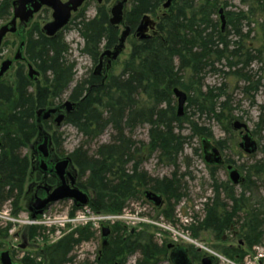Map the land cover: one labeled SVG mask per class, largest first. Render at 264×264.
<instances>
[{
  "label": "trees",
  "instance_id": "obj_1",
  "mask_svg": "<svg viewBox=\"0 0 264 264\" xmlns=\"http://www.w3.org/2000/svg\"><path fill=\"white\" fill-rule=\"evenodd\" d=\"M13 0H0V21L11 17ZM166 0H130L124 12V22L133 32L144 14L155 15L154 31L143 40L135 39L128 60L122 71L102 78L89 73L70 89L68 99L74 109L67 113L64 122L86 139L97 140L107 128L112 130L109 142L97 145L94 153L83 147H75L68 154L78 169L77 186L89 191V207L95 213H118L127 207L128 201L143 200V193L152 190L165 198L159 214L172 222L175 205L185 195L179 159L190 137L210 139L212 131L199 125L183 113L177 116L173 101V88L194 91V98L187 97L190 104L206 119L223 120L230 125V99L224 88L205 87V74L212 72L233 76L243 82L244 94L253 97L261 79L254 80L249 66L261 62L262 53L242 43V10L229 17V29L224 32L212 19L214 5L211 0H172L163 9ZM257 11L264 15V0H253ZM161 8L163 13H158ZM230 12L227 13V15ZM79 18V20L77 19ZM75 29L84 40L81 51L97 61L101 48L110 49L118 42V29L109 24L108 11L98 5L96 15L86 19L84 11L78 13ZM24 38V53L28 62L40 71L44 86L29 91V82L21 69L15 72L12 83L0 82V208L11 201L13 212L25 208L24 191L31 174L30 153L22 149L38 137L39 130L34 113L38 108L49 107L62 99L74 79V65L69 58V47L62 32L53 37L45 36L37 23L28 28ZM264 43V26H262ZM223 65L227 71L218 69ZM149 125L148 141H135L127 131L140 125ZM187 124L189 136L183 134ZM225 131L229 132L227 127ZM54 152L59 156L63 142L62 134L51 136ZM220 146L221 142H217ZM30 150V149H29ZM31 152V151H30ZM157 156V163L172 166L170 177H153L142 167L144 156ZM226 162H232L226 158ZM186 164L188 161L186 160ZM214 176L216 167L208 168ZM250 170V171H249ZM254 180L242 184L243 191L234 194L235 186L227 180L213 179L212 197L204 204L201 218L187 226L193 238L210 232L215 239L240 227L245 248L260 246L264 239V199L260 194V177L264 176V162L248 167ZM212 176V177H213ZM248 194V195H247ZM223 195V196H222ZM77 208L73 205L71 212ZM33 239L37 227L25 231ZM6 230L0 231L5 237ZM95 231L89 226L76 228L52 244H44L34 257L24 255L22 264H66L72 261L70 254L82 242L94 238ZM168 243H157L143 231L126 232L122 224L110 227L108 245L102 248L97 264H125L128 257L137 255L134 264H158L167 257ZM226 257H242L241 247L222 246ZM193 261L199 252L190 251ZM167 259V258H166ZM198 262V261H197Z\"/></svg>",
  "mask_w": 264,
  "mask_h": 264
},
{
  "label": "rangeland",
  "instance_id": "obj_2",
  "mask_svg": "<svg viewBox=\"0 0 264 264\" xmlns=\"http://www.w3.org/2000/svg\"><path fill=\"white\" fill-rule=\"evenodd\" d=\"M66 1V0H62ZM118 0H103L101 4H97L94 0H87L77 12H73L71 14V22L67 24V26L61 31L64 37V41L67 42L69 47V55L68 58L75 63L74 65V79L71 82L68 90L63 94L61 102L67 100L69 97L70 89L79 81L81 78H84L89 73L93 71L95 66L97 65V61H93L91 56L87 55L83 51H81L83 47L84 40H82L79 32L75 29V23L77 22L73 18L81 11H84V16L86 19H92L97 12L98 5H103L106 7L108 11V17L110 16L109 9L115 4ZM120 1V0H119ZM214 5L212 19L217 23L218 27L222 32L229 29V17H234L235 14L239 13V10H242L245 14V19L243 22V30L242 32L246 36L243 38L244 44L249 47H253L254 49H259L262 53L261 62L253 61L249 70L250 74L253 76L254 80L260 78V87L259 89L253 93V97L244 94L242 91L243 82H240L233 76H227L220 73L212 72L206 73L204 78L205 87H220V85L224 88V94L228 96L230 99L231 106V123L228 125L226 120L222 122H218L214 119H206L205 115H202L195 110V107L190 104L187 108L186 104L183 107L184 114L190 116V118L196 121L199 125H204L212 131V137L209 139V142L215 143L221 142L219 148L222 152V156L225 158H229L235 168L241 173L242 177L246 174V179L243 184H246V180H254V177H251L248 173V167L255 164L256 162L262 161L264 162V43L262 42V26H264V15L257 11L255 8L253 0H211ZM130 0L124 4L125 9H128L130 6ZM164 9V8H163ZM163 9L158 12L163 13ZM219 9H222L223 12V23L220 18ZM230 14L227 15V13ZM152 19L156 20L155 15L151 16ZM51 19V9L42 8L38 13L34 14L33 18L27 25L17 26L14 34H7L3 39V44L0 47V63L4 61V59H14V55L16 50L18 49L21 42L24 43L25 32L28 28L32 27L37 23L39 29L45 24V22L50 21ZM8 20L0 21V26L2 24L7 23ZM222 26H224L222 28ZM118 35L123 29L122 24L117 26ZM151 31L148 30V34ZM134 34H131L127 37L124 42V47L120 55L114 59L111 63V66L108 70L103 68L101 70L102 75L109 76L112 73L117 75L119 74L125 64L126 60H128L129 53L131 51V45L137 39ZM104 48H101V51ZM19 61H13L12 68H10L2 78L1 81L12 83L14 81V73L15 70L19 67ZM218 69L222 68L223 71H227L226 67L223 65H216ZM25 68V73L28 72V68ZM1 79V78H0ZM34 79V78H32ZM38 82H42V77L39 76L37 79ZM36 81V82H37ZM35 82V81H34ZM186 96L194 98V91L190 92L184 91ZM187 99V98H186ZM173 101L175 109L177 107L176 97L173 95ZM59 101H57L58 103ZM56 103V102H55ZM187 103V102H186ZM58 105V104H57ZM49 107H56L55 105H49ZM55 118V117H54ZM235 120H239L242 123H246L247 129L250 131V134L253 140L256 141L257 148L256 152L253 154H247L242 151L238 144L240 142V138L242 135V130L234 129L233 122ZM43 125L44 128L51 134V136L57 132V134H62L63 142L61 145V149L59 154L60 157H64L72 152L75 147L83 144V147H86L90 153H94V150L97 148V145L104 144L110 141L112 130L107 128L104 133L100 135V137L91 143H86V139L82 137L73 126L67 125L65 122H62L61 125L56 127L54 120L50 121V123L45 122ZM188 125H184L183 134L186 136L190 135L188 131ZM224 127L229 129L228 131L224 130ZM148 129L149 125H140L137 126L136 129L132 131H127V135H129L135 141H148ZM1 133V132H0ZM202 142L199 137L192 136L186 142L184 146L182 155L179 159L180 172H188L189 175L183 177L182 186L184 188L185 195L182 200L175 205L174 217L173 221L170 222L162 215L159 214V210L155 209L151 206H147L146 203L139 201H128V205L126 209L122 212L123 215H133L136 218H118L114 221H109L106 223L105 221L95 220V224L89 223L85 224L84 221H76L75 223H67L65 227H61L54 221L56 220H64V215H67V219H73L75 216H88V214L96 215V213L91 212L89 204L86 206L79 207L72 211L73 215L71 216L72 203L68 201L58 202L54 204L48 213H46L43 218H38V223L33 224V226L24 225L21 223V219L29 218L26 209H21L18 212H13V205L11 201L5 202L3 206L0 208V231H5V237L0 236V251L3 249H8L10 251V256L13 258L14 262L17 264H22V259L24 255H29L34 257L35 253L38 252L41 248L44 247V244H52L55 243L58 239L62 238L65 233L71 232L73 230L80 227H86L87 225L91 230L95 231L96 235L94 238L87 240L86 242L80 243L70 254L72 256V261L66 264H97L96 260L98 256H100L99 251H102L101 245V236L98 230H100V226H109L115 224H122L126 229V232L131 231H143L145 236H151L157 243L163 244L166 243H179L181 245H185L192 250H196L198 247H202L200 250V254H218L215 258V262L213 264H261V260H259L260 255L264 256V239L260 246H253L251 249L245 248V243L243 242L242 236H240V227H235L232 230H228L223 234L224 239H215L214 235L210 232L200 233L197 237L193 238L189 229H186L188 225L187 223L194 222V216L197 218H201L204 214V201L205 198L212 197V183L215 180L219 182H224L227 179V174L225 171V167L217 168L214 171V176L209 174L208 166L204 164L201 153ZM31 150L29 147L22 149V154L29 155ZM60 160V159H59ZM186 160L188 164H186ZM142 167L144 170L153 177H170V174L173 170L172 166H165L164 164L157 163V156L151 155L149 157L144 156V161L142 163ZM250 171V170H249ZM213 176V177H212ZM262 188L260 190V194L264 199V176L259 178ZM83 191V190H82ZM243 191V187L236 186L235 193L239 195ZM87 192L89 195V191ZM248 195V194H247ZM90 196V195H89ZM223 196V195H222ZM24 204V201H22ZM165 203L162 205L164 206ZM161 206V207H162ZM89 210V213H86V210ZM8 212V217L11 219L8 221L5 219V215L2 213ZM12 213V214H11ZM138 213V215H137ZM14 214V215H13ZM186 214V215H185ZM105 215V214H102ZM186 220H185V219ZM13 219L19 220V222H14ZM54 221L55 223H48V220ZM13 220V221H12ZM192 220V221H191ZM41 227L44 229L40 230L39 234L35 235L33 239H25L22 236V232L27 230V228L33 227ZM55 228H60L59 232ZM56 230V231H55ZM236 232V236H232L233 233ZM241 241V244L239 243ZM23 243L25 245L20 247ZM233 246L235 248L241 247L244 250V255L241 257H226L223 254L222 246ZM137 255H132L128 257L125 264H134ZM168 258V253L167 257ZM163 258L158 262V264H172L169 262V259ZM200 259V258H199ZM199 259L197 261H199ZM117 264V262H112L110 264Z\"/></svg>",
  "mask_w": 264,
  "mask_h": 264
},
{
  "label": "water",
  "instance_id": "obj_3",
  "mask_svg": "<svg viewBox=\"0 0 264 264\" xmlns=\"http://www.w3.org/2000/svg\"><path fill=\"white\" fill-rule=\"evenodd\" d=\"M87 0H13L12 1V16L7 21V23L2 24L0 26V47L2 46V42L4 37L11 33L14 34V32L17 29V25L20 24L22 26L27 25L28 22L33 18L34 14L38 13L42 8H49L51 9V19L50 21L45 22V24L41 27L40 31L45 36L53 37L57 35L58 32L62 31L64 27L67 26V24L71 21V14L73 12H77L79 7L86 2ZM97 4L101 3L103 0H94ZM172 0H166L163 3V8L167 9L171 4ZM127 2V0H118L115 4L112 5V7L109 9V24L117 27L118 25L122 24L123 29L121 30L118 38V43L115 44L111 49H103L99 56L98 65L94 68L93 75L95 76H101V67H102V58L105 57L107 62L105 65V70H108L111 66V63L114 59H116L120 53L123 50L124 42L127 39L129 35H131V28L128 27L123 23L124 17V4ZM218 12H220V18L223 23V12L222 9H219ZM224 25V23H223ZM224 26H222L223 28ZM154 28V20L152 21L150 18V15L144 14L142 19L140 20L136 31L134 35L139 37L140 39L148 38V29ZM23 47L24 43L21 42L18 49L15 52L14 60L21 59L23 57ZM12 60L10 59H4L0 63V78L3 77L4 73L11 67ZM28 74L31 76L33 74H37L32 68V66H29ZM106 75L102 77L103 81L105 79ZM173 95L176 97L177 102V116H182L184 111L183 107L186 103V93L178 88L174 87L173 89ZM63 107H65L66 113H70L74 109V104L71 101L65 100L61 104ZM58 108L55 107H49V109L39 108L36 111V117L37 122L42 118L43 120H46L49 118L51 114H54ZM64 120L63 113H59L54 118V122L56 126L61 125V122ZM41 129L40 127H38ZM233 128L242 130V135L240 138V142L238 144L239 148L246 152L247 154H253L256 152L257 144L256 141L253 140L250 131L247 129L246 123H242L239 120H235L233 122ZM43 139L47 140L46 136H43ZM202 149L204 153V161L206 164L209 165H222L220 154L217 150V148L214 145H211V142H209V139L202 137ZM1 145V141H0ZM38 150H41L44 155L47 154L45 143L41 145ZM210 151V152H208ZM68 166H72V160L69 158V156L63 157L61 160H58L54 165V170L57 174V176L63 180V175L65 173V168ZM227 174L229 182L236 186L239 182H241V175L238 172L236 168H233L231 165L227 166ZM75 180L71 179V185L66 184L65 181H62L58 186L54 187L51 191H46L47 195L44 198L35 197L32 206L28 207V211L31 214V217H35L37 215H40L43 212V209L46 208L48 205L53 204V202L56 201H62L64 199L71 200L72 202L76 203L78 206H85L88 201V195L86 192L81 191L78 187L74 186ZM145 199H147L149 202H152L155 206L161 205L162 198L153 191H145L144 192ZM101 245L102 248L107 247L108 243V236H109V226H102L101 228ZM169 247H171V244H168ZM24 244L20 247L23 248ZM200 249V248H199ZM170 254V261L173 262V264H190V261L187 256V251L185 248L182 247H174V249L171 250ZM214 256L213 255H206L205 257L201 258V264H212ZM0 264H17L14 262L13 258L10 256V252L8 249H3L0 251ZM264 264V262L262 263Z\"/></svg>",
  "mask_w": 264,
  "mask_h": 264
},
{
  "label": "flooded vegetation",
  "instance_id": "obj_4",
  "mask_svg": "<svg viewBox=\"0 0 264 264\" xmlns=\"http://www.w3.org/2000/svg\"><path fill=\"white\" fill-rule=\"evenodd\" d=\"M84 4V3H83ZM82 4V5H83ZM81 5V6H82ZM80 6V7H81ZM80 9V8H79ZM76 13V12H75ZM23 57L21 59H18V60H12V65H13V61H19L20 62V65L19 67L15 70V72L18 70V69H21L23 74L27 76L28 78V82H29V91H32L34 92L36 90V87L37 86H44V78L42 76V74H40V71L38 69H36L33 64H31L30 62L27 61L26 59V56H25V53H24V47H23ZM99 56H98V59H97V63L99 62ZM102 67H101V70L103 71V68L105 69V65H106V58L103 57L102 58ZM12 65L10 68H12ZM32 66L33 70L35 72H37V74H33L32 76L30 74L25 73V68L24 67H27L28 68V71H29V66ZM9 68V69H10ZM8 69V70H9ZM7 70V71H8ZM6 71V72H7ZM5 72V73H6ZM4 73V74H5ZM93 73V72H92ZM15 74V73H14ZM15 76V75H14ZM41 76L42 77V82H38L37 79L38 77ZM104 76V74L102 75L101 73V76L100 78H102ZM4 77V75H3ZM0 79V82H3L1 81L2 78ZM99 77V76H97ZM34 78V79H32ZM35 81V82H34ZM37 81V82H36ZM6 82V81H5ZM8 83V82H7ZM69 100V99H67ZM71 101V100H69ZM63 102V101H62ZM62 102H56L54 103L53 105H55L56 107L55 108H58V110L54 113V114H51L49 116L48 119L46 120H43L42 118L39 120V122H37V117H36V111L34 113V117H35V122L37 124V128L40 127L41 129L38 128L39 130V133H38V137L34 138V140L29 144V149L31 150L30 152V163H31V174H30V177H29V181L27 183V185L25 186V195H24V204H25V209L27 211V214L29 215V218L31 220H36L38 218H43V216L46 215V213L49 212L50 208L55 204L53 202V204H50L48 205L46 208L43 209V212L40 214V215H37L35 216L34 218L31 217V214L30 212L28 211V207H31L32 206V202L34 200L35 197H39V198H44L46 197L47 195V192L46 191H51L53 190L54 187L58 186L62 181H65L66 184L68 185H71V179L75 180V183H74V186L78 187L77 186V177H78V169H76V167L74 166V163L72 162V166H68L65 168V173L63 175V180L61 181V179L57 176L55 170H54V165L55 163L60 159H62L57 153L54 152V149H53V140L51 138V134L47 131L46 128H44L45 125H43L45 122H48L50 123V121H53L54 120V117H56L57 114H59L60 112L63 113L64 115V119H65V115L67 114L66 113V110H65V107H63L61 104ZM73 103V101H71ZM58 104V105H57ZM74 104V103H73ZM41 108H44V109H49V107H41ZM39 109V108H38ZM43 136H46V138H48L47 140L43 139ZM1 141V140H0ZM2 142V141H1ZM43 143H45V147H46V151H47V154L44 155L42 153L41 150H38V148L43 145ZM2 144V143H1ZM211 145H214L219 154H220V157H221V161H222V165H216V164H213V165H209V164H206L205 161H204V153H203V149L201 147V153H202V159H203V162L204 164H206L207 166L209 165L210 167H216L217 168H222V167H225V171H226V174H227V166L228 165H231L233 168H235L233 166V164L229 163V162H226V158L224 156H222V152L220 151V148L219 146L217 145V143H211ZM1 146V145H0ZM210 152V151H208ZM208 166V167H209ZM237 169V168H236ZM239 172V171H238ZM241 175V173H240ZM246 176L247 174L242 177L241 175V182H239L238 184H236V186H240L243 184L244 180L246 179ZM228 182H229V179H228V174H227V179H226ZM230 183V182H229ZM231 184V183H230ZM233 185V184H231ZM235 186V185H233ZM235 186V187H236ZM79 188V187H78ZM80 189V188H79ZM81 190V189H80ZM82 191V190H81ZM146 191H150L149 190H146ZM152 191V190H151ZM234 191H235V188H234ZM84 192V191H83ZM154 192V191H153ZM156 193V192H154ZM161 198H162V202H161V205L159 206H155L152 202H149L147 199H145V196H144V193H143V200H139V201H142L144 203H146L147 206H151L152 208H155V209H160L161 206L164 204V201H165V198H163V196L159 193H157ZM88 198H89V195H88ZM89 200V199H88ZM139 201H136V203H139ZM89 203V202H88ZM75 205V204H73ZM161 210V209H160ZM159 210V211H160ZM33 224L35 223H32L31 225L29 226H33ZM28 229V228H27ZM57 230V232H59L60 228H55ZM40 230H43V228L41 227H37V232H39ZM55 230V231H56ZM130 232H133V230L131 229ZM40 233V232H39ZM69 233V232H68ZM109 233H110V228H109ZM66 234V233H65ZM22 236L25 238V239H29L27 234L25 233V230L22 232ZM65 236V235H64ZM101 236V235H100ZM233 237L236 236V232L233 233L232 235ZM109 238H110V234L108 236V241H109ZM107 241V243H108ZM241 244V241L239 242ZM25 245V243H23ZM22 244V245H23ZM168 244H171L172 246L169 247ZM167 246H166V252L168 253V258H170V254H171V250L174 249V247L178 246V247H182V248H185V250L187 251V256H188V259L190 261V264H201V258L205 257L207 254V251H206V254H200L201 250L199 248L196 249L197 252H199L200 254V259L199 261H193V258H192V255L190 253V251L192 250V248H189L187 246H183L179 243H168ZM101 253V251H99V254ZM213 263L216 261L215 258L213 259ZM169 262L170 259H169ZM126 263V262H125ZM173 264V262H171ZM212 263V264H213ZM115 264V263H113Z\"/></svg>",
  "mask_w": 264,
  "mask_h": 264
},
{
  "label": "built area",
  "instance_id": "obj_5",
  "mask_svg": "<svg viewBox=\"0 0 264 264\" xmlns=\"http://www.w3.org/2000/svg\"><path fill=\"white\" fill-rule=\"evenodd\" d=\"M86 213H89V210L87 209L86 211H85ZM92 212V211H91ZM3 215H5L6 217H5V219H7L8 221H10L11 219L8 217V212L6 211V212H4V213H2ZM90 214V213H89ZM88 214V216L86 215V216H75V218H73V219H67L66 217H67V215H64V217H65V219L64 220H56V219H58V217L57 218H54V221H56L57 222V224L59 225V226H61L62 228L63 227H65V225H68L67 223H69V222H71V223H75L76 221H78V220H80V221H84V223L86 224V223H92V224H95L96 225V223L94 222L95 220L97 221V220H101V221H105V222H108V221H114V220H117L118 218H129V217H131V218H133V219H138V218H136L135 216H133V215H129V216H127V215H123V214H118V215H116V216H114V215H109V214H107V215H102V214H96L97 216H95V215H89ZM1 217V216H0ZM14 220V222H19V220H17V219H13ZM12 220V221H13ZM138 220H140V219H138ZM21 221V223L22 224H24V225H31L32 223H38V220L36 219V220H31L30 218H28V217H26V219H21L20 220ZM54 221H51L50 219L47 221L48 223H55ZM263 256V254H261L260 255V257H262ZM259 257V258H260Z\"/></svg>",
  "mask_w": 264,
  "mask_h": 264
},
{
  "label": "bare ground",
  "instance_id": "obj_6",
  "mask_svg": "<svg viewBox=\"0 0 264 264\" xmlns=\"http://www.w3.org/2000/svg\"><path fill=\"white\" fill-rule=\"evenodd\" d=\"M150 18H151V15H150ZM151 20L153 21L154 19H152L151 18ZM139 24V23H138ZM154 24H155V20H154ZM138 26V25H137ZM137 26H136V28H137ZM155 27V26H154ZM136 28H135V30L133 31V32H131V34H134L135 33V31H136ZM148 30H150L151 31V33L154 31V28L151 30V29H148ZM147 33H148V31H147ZM150 33V34H151ZM150 34H148V35H150ZM136 36V35H135ZM137 37V36H136ZM138 39H140L139 37H138ZM140 40H143V39H140ZM100 56V55H99ZM100 59V58H99ZM99 61V60H98ZM98 63H100V61L98 62ZM98 63H97V65H98ZM102 64V63H101ZM96 65V66H97ZM95 66V67H96ZM94 70V69H93ZM69 101V100H68ZM87 193V192H86ZM88 195V194H87ZM121 212H118V213H107V214H109V215H114V216H116V215H118V214H120ZM105 214V213H104ZM107 214H105V215H107Z\"/></svg>",
  "mask_w": 264,
  "mask_h": 264
}]
</instances>
